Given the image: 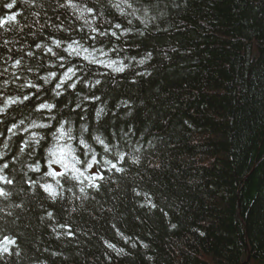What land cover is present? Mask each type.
Listing matches in <instances>:
<instances>
[{"label":"trees","instance_id":"trees-1","mask_svg":"<svg viewBox=\"0 0 264 264\" xmlns=\"http://www.w3.org/2000/svg\"><path fill=\"white\" fill-rule=\"evenodd\" d=\"M35 2L48 12L37 17L48 20L40 31L30 16ZM167 3L169 15L144 35L75 32L87 41L85 50L117 61V68L85 62L83 79L58 98L50 88L43 95L25 89L35 95L19 109L39 103L37 96L56 105L49 158L63 139L81 168L95 161L100 177L91 183L75 176L89 194L75 213L58 202L47 205L54 214L46 219L30 198L15 217L0 212V245L7 242L0 252L21 243L12 233L22 237L24 264H109L98 237L112 238L114 223L140 239L150 233L156 264H264V0ZM53 8L52 0H33L31 8L0 0V82L8 81L0 91L11 96L26 78L43 83L29 69L36 57L47 58L35 45L55 38L49 28L60 21ZM19 109L13 104L0 117V142L11 137L12 155L25 137L35 143L45 131L40 121L20 132ZM6 178L0 176V187ZM148 202L157 208L141 206ZM164 212L176 229L169 230ZM128 250L132 257L113 255V264H148L139 249Z\"/></svg>","mask_w":264,"mask_h":264},{"label":"clouds","instance_id":"clouds-1","mask_svg":"<svg viewBox=\"0 0 264 264\" xmlns=\"http://www.w3.org/2000/svg\"><path fill=\"white\" fill-rule=\"evenodd\" d=\"M21 2L27 8L33 5V0H21ZM52 2L56 20L60 21L49 28L55 34V38L49 36L48 42L35 45L37 49L47 54V58L40 63L41 57H36L37 65L29 69L33 77L43 83L38 84L33 79L26 78L23 84L17 86L19 91L12 92L11 96L0 91V117L5 116L13 104L19 109V106L25 105L35 95V93L26 92V88H34L36 92L41 93L43 88H50L49 94L54 98H58L65 91L76 88L77 83L83 79L80 73L84 63H94L82 54L88 45L87 41L75 36L77 30L95 32L99 37L105 36L106 32H111L112 28L120 30L121 34L139 32L140 35H144V29L154 27L169 15L167 0H52ZM35 8L38 11L30 12V16L36 20V29L40 31L48 24V20L40 23L37 17H47L48 12L43 2H35ZM61 16L64 20H61ZM105 25H109L110 28H105ZM18 30L22 31V29ZM60 32H63L69 39L61 38ZM28 56L31 57L32 53L29 52ZM27 64L28 62L25 61L26 67ZM16 67L17 64H14L13 68ZM39 69L45 71L41 73ZM7 85V80L0 82V88L6 89ZM64 85H67V89L63 88ZM84 85L87 86V81H84ZM9 99L12 103H8ZM36 100L40 102L19 109L20 118L16 120V127L23 132L30 129L33 123L44 121L39 123V127L45 130L40 135V140L33 143L29 137H25L22 141L23 147H19L15 155H12V149L8 147L10 136H4L0 142V176L7 177L4 181L5 186L0 187V202L3 203L0 212L15 217L16 210H26L25 201L30 198L45 212L44 218L51 219L54 210L48 208L47 205L61 202L67 205L69 213H75L85 208V201L89 199V194L87 185H82L71 171H63L60 165L49 163L48 144L51 142L52 132L56 126L49 121L56 120L55 115H50L56 105L52 100H42L41 96H37ZM60 122L64 123V120ZM29 147L31 150L26 151ZM80 147L83 148L86 145L82 142ZM5 148L8 150L4 151ZM6 156L10 159L6 160ZM10 166L14 167L10 168ZM9 173L13 174L9 175ZM30 174L38 175L33 177ZM48 184H51L55 191L46 189L45 185ZM93 191H100V189L95 188ZM14 197H19V199H13ZM141 206L148 207L149 211L157 208V205L151 202ZM160 210L163 211V209ZM164 217L169 230L176 229V223L171 222L167 212H164ZM110 226L112 238L105 235L98 237L101 251L109 264H113L111 260L113 255L119 259L132 257L134 252L128 249H139L148 264H156L157 249L149 243L150 233H145L149 237L145 240L137 235H128L117 228L114 223ZM194 231L198 230L194 229ZM9 235L13 239H21V243L14 245L12 251L0 252V264H24L26 254L22 237L19 234L14 236L9 233ZM199 235L203 236L204 233L199 232ZM41 264H47V262L42 261ZM115 264H118V261Z\"/></svg>","mask_w":264,"mask_h":264},{"label":"rangeland","instance_id":"rangeland-1","mask_svg":"<svg viewBox=\"0 0 264 264\" xmlns=\"http://www.w3.org/2000/svg\"><path fill=\"white\" fill-rule=\"evenodd\" d=\"M84 56L87 57L88 60L100 63L110 69L117 68V61L109 60L103 54H94L89 50H84L82 52ZM50 156L52 157L51 164H58L61 166V170H71L74 172L76 176H78L81 181H93L96 177L94 175V171L89 168L87 170H82L77 167L74 158H73V150L69 142L60 139L59 142L53 145L50 150ZM7 242L0 245V248H6ZM255 264V263H253Z\"/></svg>","mask_w":264,"mask_h":264},{"label":"bare ground","instance_id":"bare-ground-1","mask_svg":"<svg viewBox=\"0 0 264 264\" xmlns=\"http://www.w3.org/2000/svg\"><path fill=\"white\" fill-rule=\"evenodd\" d=\"M65 171V170H64Z\"/></svg>","mask_w":264,"mask_h":264}]
</instances>
